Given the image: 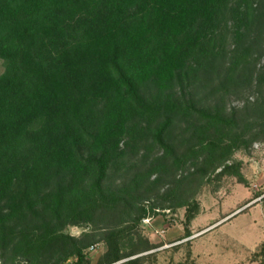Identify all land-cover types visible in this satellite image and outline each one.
I'll return each mask as SVG.
<instances>
[{
	"label": "trees",
	"instance_id": "16d2710c",
	"mask_svg": "<svg viewBox=\"0 0 264 264\" xmlns=\"http://www.w3.org/2000/svg\"><path fill=\"white\" fill-rule=\"evenodd\" d=\"M263 45L264 0H0V264H146L156 208L190 237L264 141Z\"/></svg>",
	"mask_w": 264,
	"mask_h": 264
},
{
	"label": "rangeland",
	"instance_id": "374dc122",
	"mask_svg": "<svg viewBox=\"0 0 264 264\" xmlns=\"http://www.w3.org/2000/svg\"><path fill=\"white\" fill-rule=\"evenodd\" d=\"M261 67H264V56L256 68ZM2 72L0 60V74ZM247 96L249 100L253 98L247 91L232 94L229 105L240 107ZM234 159L240 162L246 184L233 177H224L217 183L219 189L214 191L216 181L204 183L195 197L200 203V212L189 227L191 236L181 248L169 246L167 250L172 252L151 255L152 259L150 257L146 264H264V141L254 144L249 155L239 152ZM166 188L164 185L160 192ZM155 213L145 218L148 223H144V219L140 223L146 238L145 227L155 218L184 227V208L174 212L156 208ZM89 230L68 226L65 233L79 236Z\"/></svg>",
	"mask_w": 264,
	"mask_h": 264
},
{
	"label": "crops",
	"instance_id": "0c3cea01",
	"mask_svg": "<svg viewBox=\"0 0 264 264\" xmlns=\"http://www.w3.org/2000/svg\"><path fill=\"white\" fill-rule=\"evenodd\" d=\"M149 242L158 247L154 250L143 253L144 255H161L172 252L167 250L170 247H180L186 241L183 228L165 221L164 218H155L145 227ZM201 233V232H200ZM164 249V250H160ZM166 249V250H165Z\"/></svg>",
	"mask_w": 264,
	"mask_h": 264
},
{
	"label": "built area",
	"instance_id": "2783aa9c",
	"mask_svg": "<svg viewBox=\"0 0 264 264\" xmlns=\"http://www.w3.org/2000/svg\"><path fill=\"white\" fill-rule=\"evenodd\" d=\"M144 223H148V219H144L143 220ZM106 249V246L105 244L103 243H95V244H92L88 247V253H91V254H95V255H98V254H102ZM121 263V262H119ZM117 263V264H119Z\"/></svg>",
	"mask_w": 264,
	"mask_h": 264
}]
</instances>
